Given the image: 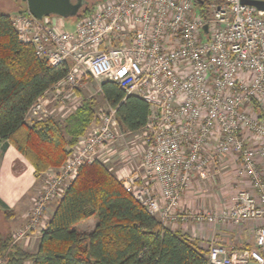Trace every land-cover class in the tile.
I'll return each mask as SVG.
<instances>
[{"label":"built area","instance_id":"built-area-1","mask_svg":"<svg viewBox=\"0 0 264 264\" xmlns=\"http://www.w3.org/2000/svg\"><path fill=\"white\" fill-rule=\"evenodd\" d=\"M195 2L104 0L78 17L72 32L55 16L37 19L25 11L11 18L36 57L49 66L68 64L27 109L25 122L69 115L72 99L79 106L75 92L86 75L112 81L148 105L136 132L119 128L115 108L97 112L98 122L78 136L63 164L41 173L43 188L14 243L45 228L48 206L82 166L107 165L117 147H126L135 160L113 173L164 226L254 224V247L228 248L211 236L206 258L209 264H264V11L241 0H211L204 17ZM227 160L244 183L230 204L182 209L193 180L216 179Z\"/></svg>","mask_w":264,"mask_h":264},{"label":"trees","instance_id":"trees-1","mask_svg":"<svg viewBox=\"0 0 264 264\" xmlns=\"http://www.w3.org/2000/svg\"><path fill=\"white\" fill-rule=\"evenodd\" d=\"M196 2L207 17L211 0ZM87 5L77 18L92 12L94 6ZM67 67L66 63L49 66L36 57L31 45L18 39L11 16L0 13V139L23 155L37 176L59 167L68 148L96 122L93 98H85L64 119L25 122L27 109L65 75ZM99 93L115 108L121 130L136 132L144 126L148 105L141 97L126 95L116 83L105 80ZM0 215L13 217L9 210ZM92 217L96 223L91 231L75 228ZM0 260L4 264H209L195 239L164 226L99 162L79 169L42 230L35 252L23 250L0 230Z\"/></svg>","mask_w":264,"mask_h":264},{"label":"crops","instance_id":"crops-1","mask_svg":"<svg viewBox=\"0 0 264 264\" xmlns=\"http://www.w3.org/2000/svg\"><path fill=\"white\" fill-rule=\"evenodd\" d=\"M232 164V160H227L221 167V172L223 173L224 169H227L228 167L231 168ZM40 177V175L37 176L35 174L31 163L25 159L19 151L6 141H0V213L4 210H9L13 213V217L9 219H5L3 215H0V225L2 226L4 233L10 234L11 239L16 230L25 226L33 200L43 188L44 182ZM197 181L198 180H193L194 183ZM190 186L191 185H189V187ZM189 187L181 197L179 205L182 209H197L195 206L188 203L189 199L187 197H189L190 193ZM57 202L58 200H54L46 210L44 217L45 228ZM201 209L205 208L203 207L200 208V210ZM85 221L79 222L78 224ZM78 224L75 225V228L81 232H89L95 226V223L92 222L89 229H83L76 227ZM251 225L254 226L253 224ZM223 228L224 227L220 226L214 228L208 224H195L178 226L177 228L170 229L178 230L181 233L187 234L189 238L195 239L198 242V245L203 249L206 248L211 236H214L219 243L228 248H241L247 245L249 247H254L253 240L247 241L243 246L240 245L241 241L238 240L239 236L242 238L245 237L246 239V235H252V229H250V227L243 231L237 229L232 232V234L228 233V230ZM43 229L39 232L30 233L25 236L24 239H20L17 244L25 251L35 252ZM0 230H2L1 227ZM24 264H31V262L26 261Z\"/></svg>","mask_w":264,"mask_h":264},{"label":"rangeland","instance_id":"rangeland-1","mask_svg":"<svg viewBox=\"0 0 264 264\" xmlns=\"http://www.w3.org/2000/svg\"><path fill=\"white\" fill-rule=\"evenodd\" d=\"M75 1V0H72ZM87 1V6H95L98 3L103 2L104 0H86ZM84 5V6H85ZM82 6L79 10H82V8L84 7ZM26 5L22 0H0V13H4L7 14L9 16H11V18L19 13H23L26 10ZM195 9L197 11H199L201 13L202 7L199 6L197 4V2H195ZM55 16L57 18H59L62 22H63V28L67 31H74L75 28V24L77 21V17L73 16V17H69V18H62L59 17L57 15H50ZM202 39L204 40L206 38V36L204 35V33L202 32ZM101 80H97L92 78V76L90 75H86L83 80H81L79 87L76 89V97H78L79 99V106L82 104L83 100L85 98H93L94 101L96 102V106H95V114H96V122H98V116H97V112L99 111H106L109 106L105 103V101L102 99L100 93H99V84H100ZM54 104V102H53ZM75 98L71 100V102L68 104L69 107L73 108L72 112H74V110L79 107L77 105ZM76 108H75V106ZM64 108H67V106H65ZM66 110V109H64ZM70 113V114H71ZM69 114V115H70ZM69 115H67L66 117H68ZM64 117V118H66ZM55 118H60V115L58 114L57 117ZM64 118H60V119H64ZM95 122H93L91 125H93ZM88 130V129H87ZM86 130V131H87ZM85 131V132H86ZM84 132V133H85ZM133 155L131 153L128 152V149H126V147H117L116 151L110 155L109 160L107 161V165L108 167H110L112 170V172H114L117 169H121V170H126L127 168L130 167V165H132L133 161L135 160V157H132ZM63 164V163H62ZM61 164V165H62ZM60 165V166H61ZM51 168H56V167H51ZM264 170V167H263ZM222 170H220L219 175L217 176L216 179L214 180H210V182H206V183H202V182H192L189 187V197H187L189 199L188 203L192 206H195L197 209H189V210H200V208H223L224 206H228L230 204V196H232L239 188L243 187V184L241 182H239V180L236 177L235 174V167L234 164H232L231 168H227L224 169V172H221ZM41 176V174H40ZM41 180L43 179L42 176L40 177ZM202 206V207H201ZM45 217V215H44ZM28 220V219H27ZM44 222L45 219L43 218ZM96 223V217H92L90 219H87L85 222L78 224L76 227L78 228H83V229H89L90 228V224L91 223ZM0 223H1V219H0ZM27 224V222H26ZM25 224V226H26ZM247 225V226H246ZM254 225V224H253ZM250 223L248 224H239V225H235V224H225L223 227V229H227L226 231L230 234H232V232H234L237 229H241L243 230H247L249 227L250 229H254V226H252ZM1 227V231L2 233H4L2 226ZM245 227V228H244ZM34 233V232H33ZM5 234V233H4ZM234 234V233H233ZM29 235V234H28ZM246 239L245 237H238V240H240V245H244L245 243H247V241H252V235H246ZM24 239V238H22Z\"/></svg>","mask_w":264,"mask_h":264},{"label":"water","instance_id":"water-1","mask_svg":"<svg viewBox=\"0 0 264 264\" xmlns=\"http://www.w3.org/2000/svg\"><path fill=\"white\" fill-rule=\"evenodd\" d=\"M26 11L33 17L41 19L43 16L57 15L62 18L76 16L86 0H22ZM198 1V0H196ZM243 4L254 6L257 10L264 11L263 0H241ZM206 31V25H204ZM1 141V139H0Z\"/></svg>","mask_w":264,"mask_h":264}]
</instances>
